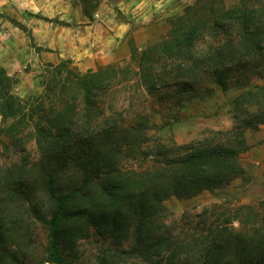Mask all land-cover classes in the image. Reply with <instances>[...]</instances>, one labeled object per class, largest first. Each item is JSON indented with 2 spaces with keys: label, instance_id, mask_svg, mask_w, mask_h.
Wrapping results in <instances>:
<instances>
[{
  "label": "trees",
  "instance_id": "obj_1",
  "mask_svg": "<svg viewBox=\"0 0 264 264\" xmlns=\"http://www.w3.org/2000/svg\"><path fill=\"white\" fill-rule=\"evenodd\" d=\"M168 21L166 36L134 46L128 63L85 72L70 60L49 63L42 91L27 100L0 65V264H28L39 246L41 264H74L90 236L129 241L100 264H264V203L240 206L237 225L191 234L161 215L170 197L216 191L245 172L246 130L264 124V6ZM168 88L162 97L180 107L228 95L234 125L188 146L165 143L153 128L166 133L181 119L153 101ZM156 114L174 119L155 122ZM130 158L151 162L127 167Z\"/></svg>",
  "mask_w": 264,
  "mask_h": 264
},
{
  "label": "rangeland",
  "instance_id": "obj_2",
  "mask_svg": "<svg viewBox=\"0 0 264 264\" xmlns=\"http://www.w3.org/2000/svg\"><path fill=\"white\" fill-rule=\"evenodd\" d=\"M243 5L264 6V0H0V65L16 80L13 92L27 100L42 91L41 75L49 63L70 60V66L80 72L96 69L99 64H125L134 46L142 48L166 36L169 17L189 23ZM77 47L85 51V57H75ZM173 90H162L160 97L153 99L154 103L160 101L155 103L157 108L161 104L170 106L169 113L181 118L166 133L153 128L154 135L162 136L165 143L188 146L211 136L212 131L234 125V118L224 106L228 95L216 91L212 98L185 101L180 107L176 97H162ZM134 107L138 108L133 105L132 110ZM171 115L156 114L153 120L172 122ZM245 134L250 148L240 155L245 170L241 176L216 191L206 190L188 198L172 196L165 201L161 215L175 232L191 234L230 220L237 225L235 217L240 206L264 203V124L247 129ZM150 162L130 158L124 165L139 167ZM33 233L39 243L46 242L44 228H34ZM127 242L118 244L100 236L84 238L72 253L74 264H100L102 254L128 246ZM37 249L28 264H41L42 247ZM120 264L142 263L125 258Z\"/></svg>",
  "mask_w": 264,
  "mask_h": 264
},
{
  "label": "crops",
  "instance_id": "obj_3",
  "mask_svg": "<svg viewBox=\"0 0 264 264\" xmlns=\"http://www.w3.org/2000/svg\"><path fill=\"white\" fill-rule=\"evenodd\" d=\"M60 45H58V47H59ZM80 47V46H79ZM79 47H77L78 48V52L79 53H76V56L75 57H85L86 56V54H85V51H83L82 49H80ZM60 49H63V46L62 47H59ZM260 133H262V131L260 132ZM261 135V134H260Z\"/></svg>",
  "mask_w": 264,
  "mask_h": 264
}]
</instances>
